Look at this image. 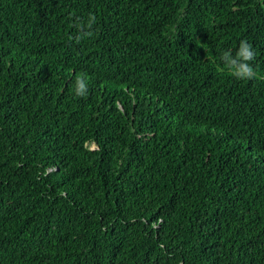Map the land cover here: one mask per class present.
Masks as SVG:
<instances>
[{
	"label": "trees",
	"instance_id": "16d2710c",
	"mask_svg": "<svg viewBox=\"0 0 264 264\" xmlns=\"http://www.w3.org/2000/svg\"><path fill=\"white\" fill-rule=\"evenodd\" d=\"M260 77L264 0H0V264H264Z\"/></svg>",
	"mask_w": 264,
	"mask_h": 264
},
{
	"label": "clouds",
	"instance_id": "9594fccd",
	"mask_svg": "<svg viewBox=\"0 0 264 264\" xmlns=\"http://www.w3.org/2000/svg\"><path fill=\"white\" fill-rule=\"evenodd\" d=\"M97 23V17L89 13L86 20L80 18L75 19L74 26L78 29V35L75 37L79 42L83 38H90L94 35L93 26ZM256 58V52L252 44L245 40H241L238 49L233 55L232 50H225L220 59L224 65L231 70L232 76L237 80H254L257 78V71L253 66ZM264 79V77H260ZM89 86L84 75H77L75 80V94L84 97L88 94Z\"/></svg>",
	"mask_w": 264,
	"mask_h": 264
},
{
	"label": "rangeland",
	"instance_id": "374dc122",
	"mask_svg": "<svg viewBox=\"0 0 264 264\" xmlns=\"http://www.w3.org/2000/svg\"><path fill=\"white\" fill-rule=\"evenodd\" d=\"M91 148H94L93 146Z\"/></svg>",
	"mask_w": 264,
	"mask_h": 264
}]
</instances>
